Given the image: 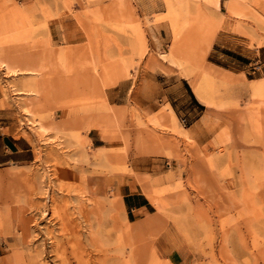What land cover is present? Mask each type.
<instances>
[{
  "label": "rangeland",
  "instance_id": "374dc122",
  "mask_svg": "<svg viewBox=\"0 0 264 264\" xmlns=\"http://www.w3.org/2000/svg\"><path fill=\"white\" fill-rule=\"evenodd\" d=\"M167 1L177 7L179 0H37L29 5L0 0V15L30 7L17 24L25 39L20 46L28 47L34 66H43L34 76H12L0 67V127L17 128L15 137L26 138L35 156L28 166L0 168V192H10L6 204L0 201V212H10L12 227L0 229V264H16L19 254L23 264H36L28 260L40 241L32 247L21 242L18 212L46 186L57 206L50 216L53 239L68 230L80 236L78 252L90 264H264V105L249 90L253 80L264 79V0H218L217 5L214 0H182L186 9L174 25ZM219 32L227 33L225 46L242 56L239 61L214 53L212 60L228 70L209 62ZM211 33L204 65L228 75L206 83L214 105L195 96L207 110L203 122L212 135L207 143L177 134L167 104L168 110L139 113L108 101V89L128 78L149 80L148 74L157 70L182 75L192 90V81L202 75L194 60ZM175 34L186 46L189 67L160 56L169 52ZM140 41L141 57L136 51ZM97 79L110 85L99 92ZM39 118L45 132L38 128ZM92 124L101 129L89 128ZM90 131L105 148L110 144L106 158L97 159L90 148ZM129 156L169 162L173 175L167 177L168 171L162 182L161 177L134 174L142 195L151 186L159 191L158 210L133 212L121 197L123 210L107 209V201L117 196L106 180L126 172ZM92 188L95 192L83 202L87 221L76 219L82 227L73 231V225L60 220L65 219L64 203L69 209L82 190ZM123 230L129 234L127 245L118 240ZM88 231L97 243L88 241Z\"/></svg>",
  "mask_w": 264,
  "mask_h": 264
},
{
  "label": "bare ground",
  "instance_id": "6f19581e",
  "mask_svg": "<svg viewBox=\"0 0 264 264\" xmlns=\"http://www.w3.org/2000/svg\"><path fill=\"white\" fill-rule=\"evenodd\" d=\"M204 1L206 3L213 2V0H204ZM217 2L218 0H214L215 5H217ZM166 7L168 10L169 21L172 25H174L176 23L177 16L181 12H185L186 2L179 0L177 2V7H174L171 4V2L167 1ZM29 10H30V7L14 8L9 13L0 15V67H2L6 71V73L11 74L12 76H17V75H21V76L33 75L34 76L35 75L34 72H41L43 69L42 65H36L38 67L34 66L36 63L32 62L31 54L28 51V47L25 46V43L20 46L21 44L20 41H25V39H24L23 34L18 32L17 24L27 18V13ZM262 24L264 23L262 22ZM177 36L178 35L175 34L173 42H172V46L170 47L169 52H163L160 54V56L163 59H166L169 62L174 63L178 66H182L186 64L188 65L190 63V59L187 57V54L185 53L186 46L184 45V43L179 42ZM212 38H213V35L211 33L209 39L204 42L203 52L200 54L197 60L196 59L194 60L196 62L195 65L198 66L199 69H201L202 75H201V78L199 79V82L192 81V86H191L192 92L195 94V96H197L198 99H200L202 102H204L207 105H214V101L212 97V91H210V89L206 87L208 86L206 83L211 80L220 79V78L225 77V75H228L225 72L219 69H216L213 66L204 65L203 57L205 56L206 51L211 44ZM136 51H137V55L141 57L144 52L141 41L139 42V45L136 48ZM187 65L186 67H189ZM94 82H95L94 87L97 90H99V92H101L104 89V87L110 85V83H105L102 79H97V82L96 80ZM253 82L254 84L249 86L251 95L252 97L258 100V105L260 106L264 105V79L263 80L261 79L253 80ZM105 107L112 109V106L108 103L105 104ZM27 113L30 114L29 111ZM251 113L252 111L250 110L248 115L250 116ZM167 117L171 122L173 130L177 134L181 135L183 139L187 141L195 140L194 136L191 133H189L186 129L180 126L174 112L170 108H169ZM36 121L38 123V128L42 132H45L47 130V127L45 126V124H43V118H39L38 120L36 119ZM89 128L101 129V126L99 124L97 125L92 124ZM94 150L96 152L97 159L106 158L107 148L100 147ZM172 175H173V172L169 171L167 177H171ZM39 190L40 192L38 194L41 197L37 196L36 198H33L32 200L30 199L29 201H26L25 204H22L20 206V209L18 212L19 225L21 226L22 231H23V235L21 236L22 238L20 239L21 242L26 240L25 243L30 244V247H32L35 245L36 242L40 241L38 244L34 246L35 256H33L31 259L28 260L29 263L36 262V264H90V258L87 256H86L87 258H85L83 257V255L80 254V252H78V245L82 242L80 239V236H72V234H69L70 230H68L61 234V238L59 240L56 241L55 237L53 239V236H52L53 232H51L52 229L51 231L49 230V225L52 226L50 216L57 213L56 211L57 206L55 204L56 200H53L52 198L53 196L51 195V190L48 186L40 187ZM82 191L83 192L81 194L78 193L80 196H78L76 203L71 207L69 206L70 207V208L68 207L69 209H67L66 203H64L66 199L64 200V202H62L64 203L63 213L65 215V219L60 218V220L62 224L65 226H67L68 224L73 225L72 226L73 231L78 230L79 229L78 227L81 225V224L78 225L80 223V222L78 223V221H77L78 224L74 223L76 219L77 220L80 219L82 224L86 223L87 221V219H85L86 216L82 212L83 207H84L83 202L88 200V198H86L85 196L88 194V197H89V194L90 195L93 194L95 192V189L92 188L91 190L88 189L86 191L84 190ZM157 193H159V191L153 186L149 187L147 190L144 191L145 197L147 198L148 202L150 203V205L153 207L154 210H158L160 208V202L157 197ZM9 194L10 192L7 189L1 191L0 201L6 204ZM107 202H108L107 209L110 212L111 210L114 211V210L123 208L121 199L118 196L114 198V201L110 203L109 201ZM96 204H98V206H96L97 208L102 209L103 203L97 202ZM65 206H66V209H65ZM106 213L109 214L108 211ZM9 214L10 212L8 210H5L4 212L3 211L0 212V229L1 230H5L8 227H11L9 226L10 220L8 222ZM72 216H75V217H72ZM128 235H129L128 232L126 230H123L122 234H119L118 236L119 242L121 243V241L123 240L124 243L127 245ZM93 236H95V234L91 232L89 234V231H88V235L86 237L88 241L92 244L97 243V240ZM15 242H17V240ZM67 245H70V246L67 247ZM124 248H125V245H124ZM84 250L86 249L84 248ZM121 254L123 255L122 252ZM25 255H28V254H25ZM23 256H20V254L17 255L16 260H15L16 264H23L24 262ZM48 257L52 258L50 262L46 260ZM136 258L140 260L139 257H136ZM97 262H98V259L96 263ZM9 264H12V263H9Z\"/></svg>",
  "mask_w": 264,
  "mask_h": 264
},
{
  "label": "crops",
  "instance_id": "0c3cea01",
  "mask_svg": "<svg viewBox=\"0 0 264 264\" xmlns=\"http://www.w3.org/2000/svg\"><path fill=\"white\" fill-rule=\"evenodd\" d=\"M22 5H29L37 0H14ZM225 32L216 35L213 46L209 52L210 63L223 66L214 58V53L229 58H238L242 61V56L225 46L229 38ZM165 66V65H164ZM135 82V79H126L121 84L116 85L106 91L108 101L116 107L124 105L127 108L134 107L139 113L157 112L160 109L174 112L181 126L194 136L199 145L207 143L211 139L210 132L204 125L203 118L207 112L204 104L200 103L192 92L188 80L176 73H163L157 70ZM176 93L178 95L176 96ZM18 129L11 125L0 127V168L8 165L25 167L33 163L34 149L29 141L24 137H15ZM90 148L96 149L105 147L103 139L97 134L89 132ZM107 148H111L108 144ZM112 148H115L114 146ZM170 170V164L164 157L157 156H136L128 157L125 173H118L106 181L111 185L116 196L122 198L124 204L129 206L133 212L142 210L147 212L152 206L147 198L139 192V184L136 175H149L152 178L161 177ZM102 182V181H100ZM175 260V259H173ZM171 262V260L169 259Z\"/></svg>",
  "mask_w": 264,
  "mask_h": 264
}]
</instances>
